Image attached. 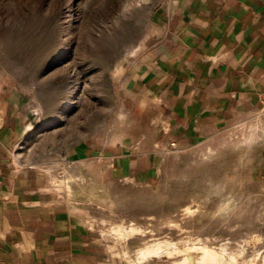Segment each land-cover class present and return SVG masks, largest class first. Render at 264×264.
<instances>
[{
    "label": "rangeland",
    "instance_id": "1",
    "mask_svg": "<svg viewBox=\"0 0 264 264\" xmlns=\"http://www.w3.org/2000/svg\"><path fill=\"white\" fill-rule=\"evenodd\" d=\"M162 1L0 0V101L26 118L16 158L80 206L124 264H138V250L158 241L182 251L153 259L160 264L198 258L204 246L222 264L229 254L233 264H264L263 141L231 124L195 147L166 149L155 103L126 92ZM112 145L153 153L152 186L113 182L107 167L75 156ZM118 225L146 235L119 238Z\"/></svg>",
    "mask_w": 264,
    "mask_h": 264
},
{
    "label": "crops",
    "instance_id": "2",
    "mask_svg": "<svg viewBox=\"0 0 264 264\" xmlns=\"http://www.w3.org/2000/svg\"><path fill=\"white\" fill-rule=\"evenodd\" d=\"M128 73L127 94L155 103L166 149L195 147L231 124L264 144V0H163ZM25 119L0 101V264H124L80 206L16 158ZM148 155L122 145L75 152L107 167L113 182L152 186L158 172Z\"/></svg>",
    "mask_w": 264,
    "mask_h": 264
},
{
    "label": "bare ground",
    "instance_id": "3",
    "mask_svg": "<svg viewBox=\"0 0 264 264\" xmlns=\"http://www.w3.org/2000/svg\"><path fill=\"white\" fill-rule=\"evenodd\" d=\"M140 48V44L137 45L132 53H134L136 50ZM71 104V103H70ZM72 105V104H71ZM112 233L118 236L119 238H131L133 236L139 235V236H145L146 233L143 230V228L136 227V226H129L125 227L122 225H118L112 228ZM192 249H188L187 251H192ZM201 256L198 258H189L186 257L183 260H181V264H222L223 261L221 259V254H219L216 250L209 248L207 246L201 247ZM223 253L226 252L225 248H222L221 250ZM182 251L175 246V244H172L167 241H158L153 244L146 245L144 247H141L137 252V263L142 264L145 262H149L153 259H161V258H173L175 255L181 254ZM125 256H127V253H124ZM230 262L229 264H233L235 262V257L232 254H229Z\"/></svg>",
    "mask_w": 264,
    "mask_h": 264
},
{
    "label": "built area",
    "instance_id": "4",
    "mask_svg": "<svg viewBox=\"0 0 264 264\" xmlns=\"http://www.w3.org/2000/svg\"><path fill=\"white\" fill-rule=\"evenodd\" d=\"M263 111H264V101H263ZM172 147H175V144H172Z\"/></svg>",
    "mask_w": 264,
    "mask_h": 264
}]
</instances>
